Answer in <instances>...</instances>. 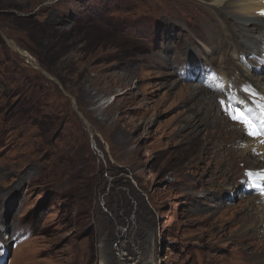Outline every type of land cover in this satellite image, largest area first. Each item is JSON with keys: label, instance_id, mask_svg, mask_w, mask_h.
Returning a JSON list of instances; mask_svg holds the SVG:
<instances>
[{"label": "rangeland", "instance_id": "1", "mask_svg": "<svg viewBox=\"0 0 264 264\" xmlns=\"http://www.w3.org/2000/svg\"><path fill=\"white\" fill-rule=\"evenodd\" d=\"M203 1L0 0L1 264H264V181L187 126Z\"/></svg>", "mask_w": 264, "mask_h": 264}, {"label": "bare ground", "instance_id": "2", "mask_svg": "<svg viewBox=\"0 0 264 264\" xmlns=\"http://www.w3.org/2000/svg\"><path fill=\"white\" fill-rule=\"evenodd\" d=\"M176 1L180 3L182 0ZM205 1L203 3L215 18L211 20L207 36H214L217 41L216 47L209 53L208 62L212 66L211 71H217L221 83L217 85L213 82L214 79L207 78L206 82L199 81V84L190 85L188 89L191 90L190 95L195 103L190 112L198 116V122L195 124L194 116H188L187 126L195 125L197 128V124L202 125L201 128L205 129L206 151L210 152L208 157L222 165L220 171L230 182L236 183L238 176L240 180L250 181V184L257 181V176L264 181V136L253 138L247 135L244 125L235 122L229 115L232 113L238 116L242 112L258 127L264 122V26L261 25L264 22V0ZM226 12H230L234 18L229 17V14L227 16ZM208 37L207 40L212 42V38ZM195 49L193 48L197 52L198 49ZM20 51L31 59L26 51ZM217 53L221 54L220 58L215 57ZM32 60L37 65L33 58ZM194 63V69L198 68L199 61ZM211 89L217 93L210 92ZM221 101H224L223 105ZM235 142L237 145L233 144ZM221 150L222 157L219 156ZM238 156L248 163L243 162L240 175V169L234 168ZM195 158L197 156L194 155L192 160Z\"/></svg>", "mask_w": 264, "mask_h": 264}, {"label": "snow or ice", "instance_id": "3", "mask_svg": "<svg viewBox=\"0 0 264 264\" xmlns=\"http://www.w3.org/2000/svg\"><path fill=\"white\" fill-rule=\"evenodd\" d=\"M221 105L224 104V101L220 102ZM236 112H239L238 109L235 110ZM264 111V110H262ZM230 118L233 119L235 122L241 123L245 127V131L247 135L252 136L253 138H257L260 136H264V122H262L261 126L254 125L247 116H245L242 112L239 113V115H233L232 113H229ZM248 175H252V173H248ZM261 194L264 195V186L261 188Z\"/></svg>", "mask_w": 264, "mask_h": 264}]
</instances>
